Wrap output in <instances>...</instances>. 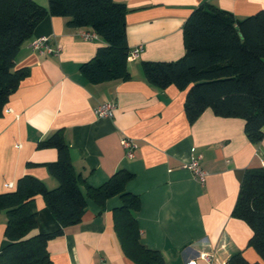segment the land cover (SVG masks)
Returning a JSON list of instances; mask_svg holds the SVG:
<instances>
[{"label": "crops", "instance_id": "0c3cea01", "mask_svg": "<svg viewBox=\"0 0 264 264\" xmlns=\"http://www.w3.org/2000/svg\"><path fill=\"white\" fill-rule=\"evenodd\" d=\"M125 3L129 48L142 44L139 55L127 59L130 76L92 82L80 65L105 41L79 35L89 26L75 27L67 17L45 15L19 47L16 67L28 74L14 90L0 114V193L15 190L17 179L30 174L47 188L58 185L46 163L57 159L54 147H38L42 139L60 131L68 145L80 189L98 187L119 168L133 176L125 190L140 197L136 221L140 241L159 250L168 264H229L242 252L261 261L247 245L252 230L233 214L245 169L261 167L264 138L252 142L240 117H222L209 107L192 122L185 110V89L173 84L160 88L145 78L144 61H171L185 51L183 24L201 3L230 11L238 18L264 9V0H115ZM43 7L48 0H36ZM60 46L57 53L31 46L37 37ZM113 101L110 117H97L100 102ZM134 140L133 156L121 139ZM191 155L200 157L203 181L184 167ZM116 194L99 205L86 198L78 223L49 240L52 264H137L122 250L114 228ZM36 227L30 234L60 227L42 195L30 203ZM6 213L0 210V249L6 244ZM204 254L212 256L207 262Z\"/></svg>", "mask_w": 264, "mask_h": 264}, {"label": "trees", "instance_id": "16d2710c", "mask_svg": "<svg viewBox=\"0 0 264 264\" xmlns=\"http://www.w3.org/2000/svg\"><path fill=\"white\" fill-rule=\"evenodd\" d=\"M127 10L125 3L115 0H48L47 7L36 0H0V114L28 74L26 67H16L18 49L47 14L67 17L71 26H89L105 41L80 65L90 81L128 78ZM182 30L184 54L171 61L142 62L146 80L160 88L173 84L185 89L184 110L189 122L209 107L222 117L243 118L246 135L259 143L264 138V9L238 19L230 11L201 3L193 8ZM37 146L57 150V159L46 165L58 185L49 189L41 179L24 174L17 179L15 190L0 193V210L7 217V242L0 249V264H52L49 240L80 221L86 198L104 205L116 194L122 204L114 209V228L124 254L137 264H168L159 250L140 241L135 215L140 197L125 190L133 176L130 171L119 168L100 186L86 185L83 193L61 132L55 131ZM37 195L43 196L59 222L57 230L30 234L36 227L30 203ZM233 214L250 226L247 245L262 262L249 261L236 252L228 263L264 264V166L244 170Z\"/></svg>", "mask_w": 264, "mask_h": 264}, {"label": "built area", "instance_id": "2783aa9c", "mask_svg": "<svg viewBox=\"0 0 264 264\" xmlns=\"http://www.w3.org/2000/svg\"><path fill=\"white\" fill-rule=\"evenodd\" d=\"M79 35L84 39H97L98 38V34L93 29L82 30L79 32ZM31 46L34 49L39 50L40 52H42L44 48H46V50L50 53L51 52L57 53L60 49L59 45H56L53 47L49 46L47 43V37L45 36H40L32 40ZM142 48H143L142 44H139V45H136L130 48L127 59L136 58L139 55ZM114 108H115V103L113 101H103V102H100L98 105H96V107L94 108V112L97 117H110L113 114ZM121 144L126 149V155L129 157H132L133 150L137 147V144L134 142V140L128 137H123L121 139ZM260 156H261V164L262 166H264V152H260ZM184 167L189 169L198 180L200 181L204 180L206 171L200 165L199 156L191 155L189 159L185 162ZM202 258L206 260L207 262L212 261V256L209 254H204Z\"/></svg>", "mask_w": 264, "mask_h": 264}]
</instances>
